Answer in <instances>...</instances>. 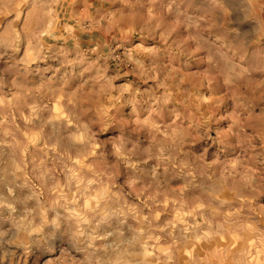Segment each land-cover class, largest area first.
Masks as SVG:
<instances>
[{
  "label": "rangeland",
  "instance_id": "obj_1",
  "mask_svg": "<svg viewBox=\"0 0 264 264\" xmlns=\"http://www.w3.org/2000/svg\"><path fill=\"white\" fill-rule=\"evenodd\" d=\"M0 264H264V0H0Z\"/></svg>",
  "mask_w": 264,
  "mask_h": 264
},
{
  "label": "crops",
  "instance_id": "obj_2",
  "mask_svg": "<svg viewBox=\"0 0 264 264\" xmlns=\"http://www.w3.org/2000/svg\"><path fill=\"white\" fill-rule=\"evenodd\" d=\"M73 3H75V2H73Z\"/></svg>",
  "mask_w": 264,
  "mask_h": 264
}]
</instances>
